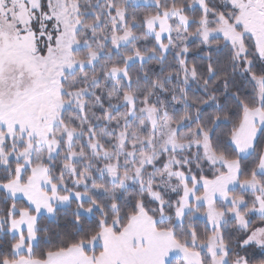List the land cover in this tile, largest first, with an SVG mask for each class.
I'll use <instances>...</instances> for the list:
<instances>
[{
    "label": "snow or ice",
    "instance_id": "6c2138e0",
    "mask_svg": "<svg viewBox=\"0 0 264 264\" xmlns=\"http://www.w3.org/2000/svg\"><path fill=\"white\" fill-rule=\"evenodd\" d=\"M0 264H264V0H0Z\"/></svg>",
    "mask_w": 264,
    "mask_h": 264
}]
</instances>
